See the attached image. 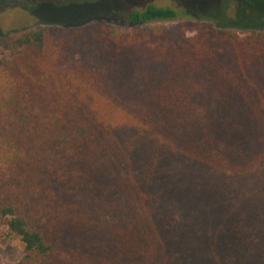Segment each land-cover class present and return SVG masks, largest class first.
<instances>
[{"label": "trees", "instance_id": "1", "mask_svg": "<svg viewBox=\"0 0 264 264\" xmlns=\"http://www.w3.org/2000/svg\"><path fill=\"white\" fill-rule=\"evenodd\" d=\"M113 15L129 26L0 42V223L19 264H264V30Z\"/></svg>", "mask_w": 264, "mask_h": 264}, {"label": "rangeland", "instance_id": "2", "mask_svg": "<svg viewBox=\"0 0 264 264\" xmlns=\"http://www.w3.org/2000/svg\"><path fill=\"white\" fill-rule=\"evenodd\" d=\"M222 4L228 8L225 16L231 18H226L225 28L213 22L218 12L220 17L224 15L218 8ZM150 6L172 8L181 16L153 24L175 26L203 21L217 29H234L241 34L264 30L263 13L249 9L238 0H0V42L37 26L57 29L103 24L126 27L129 24L114 17L115 12H142ZM23 256L21 238L0 223V264H19Z\"/></svg>", "mask_w": 264, "mask_h": 264}]
</instances>
